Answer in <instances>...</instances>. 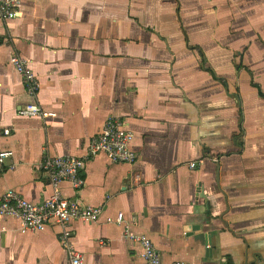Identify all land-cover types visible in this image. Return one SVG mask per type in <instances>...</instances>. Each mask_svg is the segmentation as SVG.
<instances>
[{
  "label": "crops",
  "instance_id": "0c3cea01",
  "mask_svg": "<svg viewBox=\"0 0 264 264\" xmlns=\"http://www.w3.org/2000/svg\"><path fill=\"white\" fill-rule=\"evenodd\" d=\"M20 2L17 18L0 17V196L44 202V157L85 156L122 118L138 161L101 154L83 189L61 186L103 208L69 225L85 264H146L127 228L163 264H264V0ZM15 57L40 83L45 118L20 115L33 99ZM62 233L0 217V264H68Z\"/></svg>",
  "mask_w": 264,
  "mask_h": 264
},
{
  "label": "built area",
  "instance_id": "2783aa9c",
  "mask_svg": "<svg viewBox=\"0 0 264 264\" xmlns=\"http://www.w3.org/2000/svg\"><path fill=\"white\" fill-rule=\"evenodd\" d=\"M20 7V0H0V17L5 21L13 20L20 15ZM12 61L22 76L28 95L33 99L30 104L21 109L20 115L25 118H45L47 114L38 102L40 83L36 75L23 59L15 57ZM5 133L9 134V131ZM134 138L126 120L112 117L107 120L102 133L90 141L85 156L46 155L40 169L49 176L52 188L50 198L42 203H33L19 192L10 190L0 196V217L18 219L22 222L24 229L31 232L43 231L52 224L62 226L63 233L60 239L69 257L68 264H85L83 254L71 243L73 234L69 230V225L74 221L96 223L103 214V208L82 206L76 200L65 198L61 186L67 182L77 191L83 189L87 184L85 177L87 162L101 154L107 156L114 164H135L139 157L133 149ZM9 155L8 152L2 153L1 159ZM190 166L193 169L197 167L196 163ZM108 221L113 222L112 219ZM115 222L124 224V215L120 214ZM125 236L128 240L142 246L146 264H163L158 250L149 237L134 234L128 228Z\"/></svg>",
  "mask_w": 264,
  "mask_h": 264
}]
</instances>
